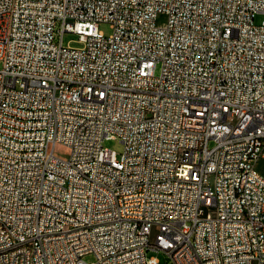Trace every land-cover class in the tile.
<instances>
[{
	"label": "built area",
	"instance_id": "1",
	"mask_svg": "<svg viewBox=\"0 0 264 264\" xmlns=\"http://www.w3.org/2000/svg\"><path fill=\"white\" fill-rule=\"evenodd\" d=\"M0 64V264H264V0H0Z\"/></svg>",
	"mask_w": 264,
	"mask_h": 264
},
{
	"label": "rangeland",
	"instance_id": "2",
	"mask_svg": "<svg viewBox=\"0 0 264 264\" xmlns=\"http://www.w3.org/2000/svg\"><path fill=\"white\" fill-rule=\"evenodd\" d=\"M263 20V15L262 14H258L257 17H256V23L257 24H260ZM101 29L104 31L105 34L107 35H110L112 33V28L110 26V24L108 23H103L101 25ZM65 44H68L70 43L72 46L74 47H80L82 46V43L78 42V35L76 34H73V33H69L65 36ZM2 65L0 64V67ZM160 70H161V66L158 65L157 68H156V71L157 73L159 74L160 73ZM105 146L113 149V150H116V152L118 154H121L123 153L124 151V144L123 142H121L120 139H109V140H106L105 143H104ZM55 154L62 158V159H68L70 157V154H71V150L70 148H68L67 146L65 145H58L56 148H55ZM258 169L264 173V160H261L259 161L258 165H257ZM152 254H155L159 259H160V264H167L168 263V259H167V256L165 254V252H157V253H150V255ZM86 259L88 260H93V256L92 255H88L86 256Z\"/></svg>",
	"mask_w": 264,
	"mask_h": 264
}]
</instances>
